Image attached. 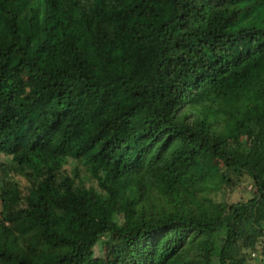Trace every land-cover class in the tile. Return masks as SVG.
Masks as SVG:
<instances>
[{
	"label": "trees",
	"instance_id": "trees-1",
	"mask_svg": "<svg viewBox=\"0 0 264 264\" xmlns=\"http://www.w3.org/2000/svg\"><path fill=\"white\" fill-rule=\"evenodd\" d=\"M0 154V264H264V0H0Z\"/></svg>",
	"mask_w": 264,
	"mask_h": 264
},
{
	"label": "rangeland",
	"instance_id": "rangeland-1",
	"mask_svg": "<svg viewBox=\"0 0 264 264\" xmlns=\"http://www.w3.org/2000/svg\"><path fill=\"white\" fill-rule=\"evenodd\" d=\"M9 162V158L0 154V163L4 165ZM68 171L71 168V165H65ZM11 174L14 176V179L17 180L21 187L25 186V179L23 176L18 174L17 172L11 171ZM253 194V188L251 187V183L248 180H244L240 185L235 188L228 189L227 187L222 188L218 194L217 199L229 202H236L238 200H246L250 198ZM96 255H102L104 257H110L109 251L106 248L99 249L98 246L94 248ZM238 257H244V264H263L261 261V254L259 251L255 250H247L244 252L243 249L240 252H236ZM245 255V256H244Z\"/></svg>",
	"mask_w": 264,
	"mask_h": 264
}]
</instances>
